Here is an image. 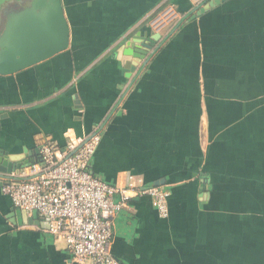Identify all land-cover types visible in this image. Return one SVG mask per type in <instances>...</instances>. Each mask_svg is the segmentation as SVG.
Segmentation results:
<instances>
[{
  "label": "crops",
  "instance_id": "0c3cea01",
  "mask_svg": "<svg viewBox=\"0 0 264 264\" xmlns=\"http://www.w3.org/2000/svg\"><path fill=\"white\" fill-rule=\"evenodd\" d=\"M203 1L61 0L68 49L0 74L9 163L99 131L92 175L168 193L165 219L141 194L113 215L120 264H264V0L191 19ZM135 49L148 54L127 78ZM6 175L0 264H75L45 217L1 192Z\"/></svg>",
  "mask_w": 264,
  "mask_h": 264
},
{
  "label": "built area",
  "instance_id": "2783aa9c",
  "mask_svg": "<svg viewBox=\"0 0 264 264\" xmlns=\"http://www.w3.org/2000/svg\"><path fill=\"white\" fill-rule=\"evenodd\" d=\"M99 142L95 131L69 140L63 150L43 145L39 161L6 175L1 186L15 208L48 219L47 232L64 240L75 264H120L110 251L112 218L134 195L149 197L158 216L168 217V193L160 186L118 188L90 173Z\"/></svg>",
  "mask_w": 264,
  "mask_h": 264
},
{
  "label": "water",
  "instance_id": "95a60500",
  "mask_svg": "<svg viewBox=\"0 0 264 264\" xmlns=\"http://www.w3.org/2000/svg\"><path fill=\"white\" fill-rule=\"evenodd\" d=\"M225 0H204L191 17L205 13ZM21 5V10H10L9 5ZM199 5V6H200ZM70 31L61 0H0V74L11 75L61 53L69 47ZM158 36L155 37V39ZM148 53L135 49L126 65L130 78ZM12 156L0 153V173L17 174L31 163L13 164ZM21 214L27 216V211ZM40 215L32 212L30 219ZM47 223L48 219L45 218Z\"/></svg>",
  "mask_w": 264,
  "mask_h": 264
},
{
  "label": "flooded vegetation",
  "instance_id": "af4514ba",
  "mask_svg": "<svg viewBox=\"0 0 264 264\" xmlns=\"http://www.w3.org/2000/svg\"><path fill=\"white\" fill-rule=\"evenodd\" d=\"M10 8H11V9H10ZM9 9H10V10H13V11L21 10V9H22V6H21V5L11 4V5H9Z\"/></svg>",
  "mask_w": 264,
  "mask_h": 264
}]
</instances>
